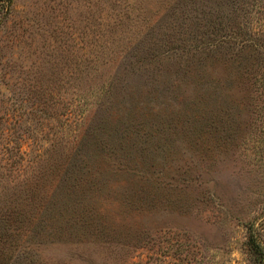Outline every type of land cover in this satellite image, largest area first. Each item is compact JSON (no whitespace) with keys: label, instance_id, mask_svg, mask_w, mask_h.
Masks as SVG:
<instances>
[{"label":"rangeland","instance_id":"rangeland-1","mask_svg":"<svg viewBox=\"0 0 264 264\" xmlns=\"http://www.w3.org/2000/svg\"><path fill=\"white\" fill-rule=\"evenodd\" d=\"M216 1L0 0V206L33 179L51 206L14 257L264 264L262 15L240 63L181 52Z\"/></svg>","mask_w":264,"mask_h":264},{"label":"trees","instance_id":"trees-1","mask_svg":"<svg viewBox=\"0 0 264 264\" xmlns=\"http://www.w3.org/2000/svg\"><path fill=\"white\" fill-rule=\"evenodd\" d=\"M224 5L229 6V14L222 16L210 11V16L205 15L203 17L210 30L203 31L194 39L192 38L181 50L182 56H186L185 73L188 75L195 74L197 68H200L198 74L207 76V71L204 70L206 63V66H210L213 71L216 70L217 65H223L224 68H227L229 64H233L235 61L240 63L242 59L240 56H242L245 46L244 36L241 33L244 32L248 14L262 15L263 17L260 16V23L264 25V0H218L216 1V12L222 11ZM210 75H213V72ZM52 178L54 181L56 176ZM48 181L45 179L41 182V180L35 181L33 179L24 190L17 194L14 193L12 199H8L3 207L0 206V264H26L21 256L19 257V253L14 257V251H17V247L13 250L11 245L20 236L39 232L41 229H38V225L41 228L45 226L48 217L37 224L40 218L37 212H43L42 215L47 214L46 210L49 211V207H51L45 205V200L50 197L47 196L49 191L45 188ZM75 184L73 182L71 187L74 188ZM67 189L64 190L68 193L69 190L67 191ZM71 190L75 191L74 189ZM53 205L54 203H52V207ZM32 206L36 207L35 211ZM34 223L36 226L33 225ZM251 238L254 246L261 251L260 241L254 234ZM30 264L38 263L34 261Z\"/></svg>","mask_w":264,"mask_h":264}]
</instances>
